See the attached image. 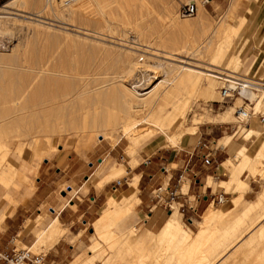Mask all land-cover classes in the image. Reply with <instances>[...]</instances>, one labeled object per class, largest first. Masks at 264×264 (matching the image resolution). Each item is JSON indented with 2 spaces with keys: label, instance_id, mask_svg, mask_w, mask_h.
Here are the masks:
<instances>
[{
  "label": "rangeland",
  "instance_id": "rangeland-1",
  "mask_svg": "<svg viewBox=\"0 0 264 264\" xmlns=\"http://www.w3.org/2000/svg\"><path fill=\"white\" fill-rule=\"evenodd\" d=\"M126 1L127 2H125V0H118V2H120V5H117L118 3H111L110 5H106L105 3L103 11L99 8H92L75 12V14H73L71 18H67L63 17L60 13H53L52 11H50V9L43 10L41 6L42 3H44V0H36V2L35 0H0V14L11 16H9L10 21H8L10 23L7 24L6 29L0 32V110L2 111L0 112V125L3 128V133L4 130H6V132L3 134L4 137L1 136L2 134L0 130V151H4L0 152V159L2 158L4 160L3 161L1 159L2 161L0 160V164L2 163V167H5L8 166L7 163L8 161H10L14 163L16 167H20L22 162L27 161L30 166H34L38 159V154L35 150L36 147L34 146V140L37 136L39 139L38 144L42 145V147L46 149V152H52V155L50 157L44 158L39 163L36 171L31 170L27 172L26 176L28 182L22 183L19 188L8 186L6 189V186H4L0 182V209L6 208V216L8 215L5 218L4 222L0 225V251L6 249L7 247H12L14 244L18 247L32 246L37 238V233L41 229L38 221H36V218L39 217L38 215L44 216V224L49 223L54 217L48 211L47 205L42 204L39 210H33L32 212H29L28 218H25L26 220H23L20 226L16 228V230H6L8 218L16 213V210L20 205L27 203V201L32 197L31 196L27 201L18 204L21 201V199H19V193L21 191H31L35 188L36 185L38 186V184H40L44 179L43 172L45 169L49 170V174L47 175L46 179H48L49 177L54 178L58 175L63 174L64 167L66 166V160L71 156L74 158L77 157L80 161H83L85 163L88 160H93L95 163L94 166L92 168H88L85 171L86 175L91 176L100 166L99 162L101 161L97 160V158L101 157V159H104L103 165L106 164V170L110 169V167L115 162L121 163L125 166L127 172H124L121 176L114 177V179L112 178L108 181L109 184H112L115 180L122 179L123 185L117 192H114L112 190V192H109L106 196L102 195L98 197L97 201L94 203V213L86 214V216L82 217L79 220H76L75 223L72 224L62 222V224L68 227V234L67 237L60 238V245L62 244L65 247H68V245L71 244L74 246V249L72 250L71 247V249L67 250L64 261H55L57 264H71V262L78 255L84 253V255L88 258V251H91L90 247L94 245V241L96 240L99 242V246L93 253V255L95 256V260L92 261V264H105V262L107 263L109 260L110 262L113 261L114 263L119 264V260H117L118 258L115 257L116 252L118 251L117 247L111 248V243H108L111 242L110 240L106 242L98 238H94L95 236L93 235L92 223L99 216L101 208L105 205L110 195L119 196L120 193L124 192V190L128 188L129 184L125 182V177L130 179L134 175V173L139 174V172L144 167L143 162H145L146 158H150L152 160V165L158 164L160 161H166L167 157H169L171 154H174L178 149L193 150L200 137L217 141V146L222 147V140L226 139L228 135H232L238 131H244L245 127L248 126L239 124L237 122L236 110L239 106L249 103V101H245L244 98L240 100L238 98L239 95L219 100L217 92L220 91L222 83H219L217 85V88L213 93L215 96L213 94L205 95L203 97L198 96L194 100L193 107L189 112L188 119L185 122L184 127H193L194 124H196L198 126L195 130L196 134L190 135L192 134V132H186L179 139H169L170 136L168 135V133L159 132L154 138V141L152 140L148 142L147 144H145V146H136L135 144H133V142H131V136L133 135L134 131L138 129L139 126L140 128H143L147 125L142 121L138 122V124H136V127H132L127 132H124L121 129H115L111 136L102 137L99 136L103 134V130L101 128L97 130L96 133L93 132L95 134L90 132V130H86L85 132H83L80 128L82 126L75 128L69 127L64 122L43 115V113L50 114L51 109L56 107L57 104L59 105V103L62 102V99H65L67 97H70V99L76 98L75 96L77 95V91L79 90L84 91V93L86 94L88 92L89 94H87V96H91L92 98L94 97L96 100H98V97L101 95H110L113 93L114 88L116 87V81L118 80L126 83L127 85H129V87H133L132 89H135L138 93H145L149 91L154 86V84H156L158 80H160V76L162 74H156L152 78V82H150L151 80H148L149 78L146 76L148 75V70H146L148 67H143V65L140 64L138 65L136 70L134 69L133 74L129 75V77L128 75H126L127 77H125V73H123V62L121 61L123 59L121 57L125 55L126 49L127 52L134 51V53H128L129 56H131V59L134 61H137L141 57L142 59H144L140 60L141 62L154 60L157 62L162 61L164 64H170L179 63L182 59H186L183 52L192 42L196 40L198 33L196 32V30H179L174 25L172 20L175 16L178 17L179 21L184 19H193L194 16L183 17L180 14L181 6L190 2V0ZM196 1L197 6L200 5V0ZM228 1L229 0H208L207 2H205V9L203 11L205 21H207L210 25H213L215 22H217L220 16H222L223 12L229 7ZM237 3H239V5H242V10L240 12L239 9L234 10L230 22L234 23L239 21L241 16L240 14L243 13V9L247 6L250 7L249 17L244 22L241 30H238V33L236 31L230 49L226 47L227 45H224L225 43H227L224 35L219 36V42L223 43L224 52L225 50H231L233 56L239 55L238 63L240 66L237 68L238 74L248 75L250 77L253 76L256 79H260V77L264 79V59L261 61L262 56L260 55L255 58V54L257 52H261L264 56V14L259 10L256 12L257 8L261 5V0H238ZM120 6H122L123 9L120 8ZM123 13L125 14V16L127 14L129 16H126L130 19L128 22H131L128 25V22H126L127 20H124L126 17L124 18ZM28 15H39V18L48 23H44L42 24V26L34 24L27 18ZM105 17H108L110 19L114 18V20H116V23L115 21H111L108 24ZM13 19L15 20V22ZM122 22L124 25L122 24ZM83 33L86 35H84ZM248 37L249 41H247ZM246 41L248 42L247 44ZM15 44H18L17 49L15 51H12L11 48ZM129 46L131 50L129 49L128 51ZM136 56H139L138 59ZM151 56L153 58H150ZM195 59H190L191 65H193V67H195L196 69L206 68V63H208L206 62L207 60L205 61V59L203 60L202 58ZM197 66H199L200 68ZM122 74L123 77H125L123 79L120 76ZM117 76L120 78H118ZM55 79H61L63 80V83L62 81H60L61 83H59V81H56L57 83H55L54 85L53 81H55ZM67 80L73 83L74 89L72 90L73 85L72 88H70L74 94L76 93L75 95L73 93L69 94V86L67 84H64V82L66 83ZM51 84H53L54 87ZM76 86L80 87L79 90L78 88H76L77 90L75 89ZM60 87L62 89H60ZM52 89L56 93H54ZM12 90H14L13 93L11 92ZM51 91L54 94H51ZM14 92H16V94ZM57 92H68V95L67 97L65 96V98H61L62 95L59 96V94L61 93ZM4 94L9 99H7ZM14 94L16 95V98L14 97ZM10 96L12 97L11 99ZM27 98L31 103L27 102ZM51 98L52 102H49L51 101ZM53 100L56 101V103ZM20 101L22 102V104H24L23 106H26L27 109L29 108L28 111L25 109V107L22 106ZM57 101L60 102L57 103ZM33 103L35 106L33 105ZM45 104H51L50 106L53 107H49V105L46 106ZM43 105L45 106V108H43ZM39 106H43L41 107L42 109H40ZM231 106H233V108L235 109L230 108ZM17 107L20 109H18ZM14 108L16 109V112L13 113ZM30 108H32V110L34 108V110L36 109L40 111H34L35 116H31V114L33 115V111L30 110ZM227 110H230L232 114L229 122H220L219 120H213L215 115L223 113ZM258 111H264L263 105H261ZM28 112L31 113L30 116L32 119L27 114ZM3 113L8 114V116L6 115V119ZM16 116L18 119L16 118ZM25 116L28 117L26 118ZM1 117L5 119L6 124L8 123V126L5 124V121H3ZM38 117L43 119H38ZM15 118L17 120H14ZM44 118L46 121L44 120ZM51 119L55 120L56 124L54 123L55 121H52V123ZM18 122L21 124H19ZM41 122L43 124H41ZM9 124H11V126ZM249 124L250 125L248 127H253L255 131L261 130V133L262 131H264V125L261 124L258 118L255 116L250 120ZM22 125H24L23 129L21 127ZM35 125L39 126L38 129ZM41 125H45V127H42ZM51 125L53 128H50ZM6 126L9 130L6 129ZM24 127H26L27 129ZM32 128V132H29L31 130L28 129ZM43 128H45L46 130H44ZM19 129H22V131ZM77 130L79 131L77 132ZM82 132L86 134H83ZM91 133L94 136V139H91ZM80 134L82 137H80ZM261 135L262 134L257 135V132H255L254 136L248 140L241 141L240 138L238 144L235 147L239 148L240 146L237 147L238 145H245L248 148V150L246 151L250 154H253V152L255 151L254 148L257 147L256 145H258L260 143V140L264 138V134L262 136ZM46 137H48L50 140ZM54 143L55 145H53ZM5 144L9 148H4L3 145ZM252 144L253 146H251ZM128 145L131 149L128 148ZM54 146H56V148ZM250 146L251 150L249 149ZM235 147L233 148L235 151H231L230 147L226 146L224 150L220 149L217 153V156L219 155L220 158L224 154H226V158L229 157L233 161L232 164L227 165L228 168L225 167L226 164H224L225 166L223 165L229 173V177L227 179L230 178L233 170L242 167L241 160L243 155L240 154L242 155V157L239 155L237 157H233V154L236 152ZM21 149H23V152L20 151ZM128 151L131 154H133L134 152L135 153L131 155ZM4 156H6L7 158L4 159ZM262 156L263 157H261V161L257 163V165L255 166L256 168L253 171H251L252 166H249L250 168L248 167L247 169H244V171H247L248 173L247 180H249L250 176H253L256 179L260 178L261 183L259 188H257L258 192L261 191L264 186V155ZM237 163L240 164V167ZM151 164L149 165L152 166ZM215 165H217V162L213 163V166ZM172 166L175 165L172 164ZM236 166L238 167L236 168ZM158 174H160V172ZM166 180L167 178H165L164 183H166ZM187 181L188 183L190 182L188 179ZM94 184V182L88 181L86 185H88V187L90 188V186ZM216 187L217 186H215V188ZM248 188L249 187H247L245 191ZM88 189L87 191H85L84 188L83 190H81V193L86 194V203H90L91 197L95 195V190L93 188L90 189V191ZM5 190H10L17 202L6 204L5 200L2 199L1 196V194ZM187 191L188 188L183 190V192ZM226 192L230 193V196L228 197V200L224 205L218 204L217 202H213L210 205L211 208L216 209L218 213H220V215L219 217L214 218L211 223H209V230L206 232L205 238H203L202 245L198 246L199 248L197 246L194 247L193 244L189 243V240L187 241V243H183V245L180 243L177 245L178 252H175V254H173V258L176 257L178 262L181 258H183V264H206L207 262H209L207 261L205 263V259L207 256V259L211 260L210 264L216 263L220 248L227 247L228 245H226V242L230 240L233 241V237H236L237 234L240 233L238 236H241V234L248 229V225L256 217H258L259 214L254 213L252 215L244 217L243 220L240 221L239 216L241 214V209L244 207L246 201H244L242 198H236L239 196V191L233 192L232 190H230ZM235 192H238V194H234ZM71 195L72 193L69 194V197ZM140 196L145 200L144 192H142ZM231 198L234 200H232ZM141 207L142 206H138V203L136 204L134 212L130 216V223L134 224V227L138 231L150 229L157 232L163 221L167 217V211L163 210L160 206L154 208L152 214L157 215L160 213L161 215L159 218L160 220L158 222H154L153 217H149V215L146 214L148 208H144L143 211H141ZM263 208L264 206L262 207V209ZM223 209L225 211H223ZM262 209L260 210L261 212L263 211ZM203 213L204 212L200 211L197 214L193 224H189L186 219L183 218L182 214L181 219L188 228L190 227L192 229L191 230L189 228L191 231H198L199 221L202 220ZM120 222L121 220H118L117 224H119ZM219 232L226 233H223V237L220 238ZM79 233H83V244L81 246V240H79L80 238L78 236ZM118 233L120 232L118 231ZM129 236V233H125V242H129V244H131V241H128ZM224 236H231L232 239H226ZM236 239L237 237L234 239V241H236ZM10 240L12 241L8 245L6 241ZM144 240L145 241L137 244L134 248L125 247V264H133V261L135 259L137 260L138 257L150 255L152 252H154L155 248L151 244V242H149L148 239ZM257 245V250L255 251L256 254L264 249V237L257 243ZM52 246H49V244H41L31 247V249L35 252L49 253ZM175 247L176 246L174 245L173 251H175ZM256 254L251 253L250 255H243L242 258L247 259L248 263L259 264L258 262L254 261ZM197 256L198 258L201 257L202 260L201 258H199L200 261H196ZM149 258L150 259H147V262H145L146 264H152L153 259L151 257ZM201 261L202 263H200ZM113 262L110 264H114ZM241 262L243 261L236 260L235 264H240ZM160 263L161 261L157 262V264Z\"/></svg>",
  "mask_w": 264,
  "mask_h": 264
},
{
  "label": "bare ground",
  "instance_id": "bare-ground-1",
  "mask_svg": "<svg viewBox=\"0 0 264 264\" xmlns=\"http://www.w3.org/2000/svg\"><path fill=\"white\" fill-rule=\"evenodd\" d=\"M207 1L208 0H202V1L200 0L201 3H200V5L197 6L198 7L197 13H195L196 15L195 14L192 15V16H194L192 20L184 19V20L179 21L177 16H175L172 20L174 25L179 30H185V31H191V30L195 31L196 30V32L198 33L196 40L194 42H192L187 47V49L183 52L184 57H186V59H182V60L180 59L181 61L179 63L164 64L162 61L157 62L154 60L153 61L149 60L147 62H141L140 60H144V59H142L141 57H140L141 59L140 58L138 59L139 56L138 57L136 56L138 60L134 61L131 59V56H129V54H131V52L134 53V51H131V52L129 51L130 46L128 48V51L130 53L127 52V49H126L125 55H123L121 57L123 59L121 61L123 62V73H125V77H127L126 75H128V77H129V75L133 74L134 69L136 70L138 65H140V64H142L143 67L144 66L146 68L148 67L147 69L146 68L145 69L148 70V72H147L148 75H146V76L149 78L148 80H151L150 82H152V78L156 74H158V73L162 74L160 76V80H158V82L156 84H154V86L149 91H147L145 93H143V92L138 93L135 89H132L133 87H131V86L129 87V85H127L126 83L118 80V81H116V87L114 88V91L112 94L101 95L98 97L99 99L96 100L94 97L92 98L91 96H87V94H89L88 92L86 94V93H84V91L79 90L80 87L76 86L75 89L78 88V90H79V91H77L78 93L75 96L76 98L70 99V97H67L68 92H65V93L57 92V93H61V94H59V96L62 95L61 98L62 97L65 98V96H66L68 99L67 98L62 99V100L59 99L62 102L59 103L60 101H57V103H59V105L55 104L56 107L51 109L50 114H44L43 113V115H46V117H51L52 119L64 122L69 127L75 128V127L82 126L80 128L83 132H85L86 130H90V132L96 133L97 130H99L101 128L103 130V134L99 135V136H102V137L111 136L115 129H121L122 131L127 132L132 127H134V126L136 127V124H138V122L142 121V122H145L147 125L143 128H140V126H139V128L134 131L133 135L131 136L132 137L131 142H133V144H135L136 146L137 145L145 146V144H147L148 142H150L152 140L154 141V138L157 136V134L159 132L168 133V135L170 136V137L168 136L169 139L170 138L179 139L186 132L187 133L192 132V134L196 133L195 130L198 127L196 124H194L193 127H184L185 122L188 119L189 112L191 111V109L193 107L194 100L198 96L203 97L205 95H212L215 92V89L217 88V85L219 83H222V86L226 85L225 83L228 81L227 79H229L231 82H233V80H234L233 78H239V77L244 76V77H248V78H250V80L254 81L255 82V88L248 90L246 92V94H244L245 92L242 93L243 95H246V97L249 99L248 100L249 103L246 104V109H250L252 107L256 111H258V109L261 107V105H263V107H264V79L261 77H260V79H256L253 76L250 77L248 75L238 74L237 68L240 66L238 63L239 55L233 56L231 50H225V52H224L223 51V43L219 42V39H220L219 36L224 35V38H226V42H227L224 45L225 46L227 45L226 47L230 49V47L232 46L233 38L235 36L236 31L238 33V30H241V27L243 26L244 22L249 17L250 7L247 6L246 8L243 9L244 11L242 14H240L241 16H240L239 21L231 23L230 21H231L234 10L239 9V12H240L242 10V5H239V3H237L238 0H229L228 1L229 7L223 12V14H222V16H220V18L218 16L219 20L217 22H215L213 25H210L207 21H205L204 13H203V11L205 9L204 3ZM35 2H36V0H35ZM125 2H127V1L125 0ZM191 2H196V4H197L196 0H190V2H188V3H191ZM105 3H106V5L107 4L110 5L111 3H116V4L118 3L117 5H120V2H118V0H76V1L71 2V3L63 2V0H44V3H42L41 7L43 10L50 9V11H52L53 13H60L63 17L71 18L72 15L78 11H84V10H88V9H92V8H99L100 10L103 11V7H105L104 6ZM124 5H125V3H124ZM120 8L123 9L122 6H120ZM124 13H123L124 18L126 16L129 17L128 14L125 16V14L127 12L125 14ZM9 16L10 15H1L0 14V32L3 31L4 29H6L7 24L10 23L9 18L11 16L10 17ZM127 17L124 19V20H127L126 22H128L130 20ZM27 18L30 20V22H33L34 24H37L40 26H42V24H44V23H48V22L42 20L41 18H39V15L38 16L37 15L36 16L35 15L34 16L28 15ZM111 19L107 17L106 22L109 24L111 21L112 22L115 21V23H116V20H114V18H111ZM14 22H15V20H14ZM129 23H131V22H128L127 25ZM122 24H123V22H122ZM84 35H86V34H84ZM249 37H248L247 41H249ZM247 41H246V44L248 43ZM17 46H18V44H15L11 48V50L15 51L17 49ZM131 46H133V45H131ZM150 58H153V57L151 56ZM195 58H198V59L202 58L203 60L205 59V61L207 60L206 62H208V63H206V68L196 69L195 67H193V65H191L190 61L192 59H195ZM174 62H176V61H174ZM198 65H200V64H198ZM197 67H199V66H197ZM121 73H122V71H121ZM120 76L122 77V79L125 78V77H123V74ZM118 78H120V77H118ZM56 81H59V83H61L60 81H62V83H63V80H61V79L56 80L55 79V81H53L54 85H55V83H57ZM46 83H47V81H46ZM48 83H49V81H48ZM64 84H67L69 86V90H70L69 94L73 93V91H71L73 83L67 80V82L66 83L64 82ZM51 85H53V84H51ZM54 85H53V87H54ZM56 88H55V90H56ZM221 88H220V91L217 92L219 100L225 98L223 96ZM53 89H52V91H54ZM60 89H62V88L60 87ZM63 89H65V88H63ZM73 89H74V85H73L72 90ZM143 89H141V90H143ZM14 90H12L11 92L13 93ZM42 90H43V88H42ZM19 91H20V89H19ZM40 91H41V89H40ZM63 92H64V90H63ZM14 93L16 94V92H14ZM54 93H56V92L54 91ZM54 93L52 92L51 94H54ZM4 96H5V94H4ZM14 97L16 98V95ZM6 98L9 99L8 97H6ZM11 98L12 97L10 96V99ZM58 98H60V97H58ZM238 98L240 100H242V98H244V97L239 96ZM16 100H18V99H16ZM27 100L26 101L29 102L28 98H27ZM2 101H3V99H2ZM49 102H52V98H51V101H49ZM54 102L56 103V101H54ZM3 103H5V102H3ZM29 103H31V102H29ZM40 103H41V100H40ZM21 104H22V102H21ZM252 104L254 106H251ZM23 105L24 104H22V106ZM25 105H26V103H25ZM33 105H34V103H33ZM37 105H38V103H37ZM45 105L48 106L49 104L48 105L45 104ZM50 105H49V107H53ZM43 106H41V107H43ZM23 107H25V109L27 111L29 110V108L27 109L26 106H23ZM39 107H38V109H39ZM41 107H40V109H42ZM43 108H45V106ZM230 108H233V106H231ZM12 109H13V106H12ZM18 109H20V108H18ZM233 109H235V108H233ZM9 110H10V108H9ZM30 110H32V108H30ZM237 110H236V113H237ZM32 111H33L32 112L33 115L29 112L27 114L29 116H30V114H31V116H35L34 111L37 112L40 110H36V109L34 110V108H33ZM0 112H2V111L0 110ZM14 112H16L15 108H14L13 113ZM7 113H8V111H7ZM3 114L5 115V119H6V115L8 116V114H5V113H3ZM10 116H11V112H10ZM18 116H19V114H18ZM31 116H30V118H31ZM13 117H14V115H13ZM231 117H232L231 111L227 110L223 113H219V114L215 115L213 120L214 121L219 120L220 122H229ZM16 118H17V116H16ZM16 118L14 120L18 119V118L17 119ZM236 118H237V115H236ZM5 119H3V121H5ZM38 119H43V118L38 117ZM52 119H51V122L55 121ZM200 119H199V121H200ZM44 120H45V118H44ZM0 123H1V121H0ZM54 123L56 124V121ZM5 124H6V121H5ZM19 124H21V123H19ZM33 124H35V123H33ZM41 124H43V123L41 122ZM197 124H198V121H197ZM9 125L11 126V124H9ZM7 126H6V129L9 130L7 128ZM23 126L24 125L21 126L22 129H23ZM35 126H34V130H35ZM41 126L45 127V125H41ZM38 127L39 126H36L37 129H38ZM42 127H41V129H42ZM0 128H1L0 130H1V134H2L1 136L4 137L3 134L6 132V130H4V133H3L2 132L3 128L1 127V125H0ZM24 128H26V127H24ZM50 128H53L52 125ZM22 129H19V130L22 131ZM43 129L46 130L45 128H43ZM55 129H56V125H55ZM28 130H31L29 132H32L33 128L28 129ZM78 131L79 130H77V132ZM41 132H43V131H41ZM255 132H257V135H260V134L263 135L264 134V131H262V133H261V130L255 131L253 127L247 126V127H245L244 131H238L232 135H228L226 137V139L222 140L223 141L222 144L229 145L230 150L233 151L234 150L233 148L238 144V141L240 138H241L240 139L241 141L248 140L254 136ZM92 133H91V135H92ZM95 133H93V134H95ZM83 134H86V133H83ZM80 137H82L81 134H80ZM91 137H92L91 139H94L93 135ZM35 138L36 139L35 140L33 139V140L35 142L34 143V146L36 147L35 150L37 151V154H38L37 162L39 163L43 159V156L45 155L46 149H44L42 147V145L38 144V142H39L38 136ZM46 138H48V137H46ZM176 141H178V140H176ZM171 142H172V139H171ZM254 142H256V141H254ZM56 144H58V143H56ZM253 144L251 146H253ZM53 145H55V143ZM251 146L249 148L250 150H251ZM256 146L257 147L254 148L255 151L253 152V154L252 153L250 154L249 152L246 151V150H248V148L245 145H238L237 147H239V148L235 147L236 152L233 154V157H237L238 155L242 157V155H243L242 160H241L242 161L241 162L242 167L237 168L240 165L237 163L238 164V166H236L237 169L232 171L230 178L227 180L219 181V184L223 188H225L226 191H230V190H232L233 192L239 191L240 193H239V196L236 197L237 199L243 198V194L245 192V189L248 187L247 182L245 180L241 179L240 175L242 174L244 169H247L249 166H252L251 171H253L256 168L255 166L257 165V163L261 161V157H263L262 155H264V138L261 139L260 143ZM3 147L9 148L6 144L3 145ZM54 147L56 148V146H54ZM129 149H131V148H129ZM2 151L3 150H1L0 152H2ZM20 151L23 152V149H21ZM22 152H20V153H22ZM240 154H242V155H240ZM5 158H7V157L4 156V159ZM232 162L233 161L231 158H227L226 160L223 161V164H226V166L225 165L224 166L226 168H228L227 165L232 164ZM1 164H0V181L2 183H4L6 186H9V184H11L15 178H21L22 177V173H20L19 170L14 165H12L11 163L8 162L7 163L8 166H5V167L4 166L2 167ZM22 168L30 169L29 165H27L25 162L22 163ZM124 172H126L125 166L116 163L112 167L109 175L107 174L108 176L105 179L107 181L112 179V178L114 179V177L121 176ZM249 173H250V171H249ZM138 177H139V175H138ZM138 177H135L133 180H131L129 183L130 188L128 190L120 193L119 196H114V195L109 196V198L107 200L108 201V208L92 224V227L94 230V235H96L98 239L106 241V242L108 240H110L111 242H108V243H111V245H110L111 248L117 247L118 251L116 252L115 257L118 258L117 260H119V264H125V247H130V248L133 247L134 248L137 244L145 241L144 239H148V241L151 242V244L154 246L155 250L150 255L138 257L137 260L135 259L133 261V264H143V263L147 262V259H150L149 257H151L153 259L152 264H157L158 261H161L160 264H179V263L183 264L184 263L183 258H181L179 260V262H178L176 257L173 258V254H175V252L176 253L178 252L177 245L179 243L183 245V243H187V241L189 240V243L193 244L194 247L200 246V238H201V231H202L203 225L200 222L198 232L191 231L187 227V225L182 221L180 214H179V211L175 206H173L174 209H173L172 213L168 214L167 218L163 222V225L161 226V228L157 232H152L148 229H145L143 231H138L136 228H132L126 232L118 233V230L114 228V226H113L114 223L117 220H119L121 217H123L124 215L126 216V215L130 214L129 212L131 210V207L134 206V203H136V202L138 203V199H139V198L137 199ZM263 177H264V175H263ZM96 178H97V176H96ZM101 183H103V180L98 181V185H100ZM208 183L214 185V182L212 180H209ZM11 199H13V198L11 197ZM232 200H234V199H232ZM9 201H10V199H9ZM263 204H264V187H263V190L259 193L258 200L254 204H252L251 207H248L246 214L253 212L254 210L257 209V210H259L258 211L259 212L258 218L259 219L264 218V208L262 209V207L264 206ZM261 209L263 210L262 212L260 211ZM214 210L215 209L213 208L211 210V212L214 213L215 212ZM223 211H225V210L223 209ZM208 218L209 217L206 215V217H205L206 224H207ZM38 223H40V222L38 221ZM51 224L52 225L49 226V228H47L45 231H43L41 233L42 236H39V238H41L40 239L41 242L39 241L41 244H42V242L49 243L48 241H50V244H51V241L56 240L60 235H63L62 233L64 230L62 229L58 220L54 219V223H51ZM259 230L264 231V224H262L259 227ZM125 233H129L130 236L128 238V241H131V244H129V242L128 243L125 242ZM38 239H37V241H38ZM174 245L176 246L175 251H173ZM98 246H99V242L95 240L94 245L90 247L91 251H89V252L91 253V255L88 258L85 255L77 257L76 263L77 264H92L93 263L92 261L95 260V256L93 255V253L98 248ZM198 253H200V252H198ZM182 254H183V252H182ZM182 256H184V255H182ZM197 258H198V256H197ZM197 258H196V261H198V260L200 261L199 258H201V257H199L198 259ZM206 259H207V256H206ZM206 259H205V263L207 261H209V259H207V260ZM201 260H202V258H201ZM73 261H75V260H73ZM109 262H110V260L107 263L105 262V264H110L113 261L110 263ZM200 263H202V261ZM209 263H210V261L207 262L206 264H209ZM114 264H116V263H114Z\"/></svg>",
  "mask_w": 264,
  "mask_h": 264
},
{
  "label": "crops",
  "instance_id": "crops-1",
  "mask_svg": "<svg viewBox=\"0 0 264 264\" xmlns=\"http://www.w3.org/2000/svg\"><path fill=\"white\" fill-rule=\"evenodd\" d=\"M256 7H257V5H256ZM258 10L264 14V0H261V5L257 8L256 12ZM259 55L262 56L261 57V61H262L264 59V56L262 55L261 52H257L255 54V58L258 57ZM194 134H196V133H193L190 135H194ZM199 141L211 142L210 151H209L210 154L207 158H204L202 156V154L208 153V150H203L202 152L199 150L196 153L194 151L195 147L193 148V150L178 149L175 151L174 154H171L169 157H167L166 161H160L158 164L152 165L151 164L152 160L150 162V164L152 166H150L149 164L146 165L143 162L144 167L139 172V174L134 173V175L130 179H128L126 177H125V179H126L127 184H129L131 180H133L135 177H138V175H139L138 183H137L138 191H139L138 196H137V199L139 198L138 199V206H142L140 208L141 211H143L144 208H148V211L146 214H148L149 217H153L154 222H158L160 220L159 218L161 215H160V213L157 215L152 214L154 211V208H156L157 206L162 207L163 210L167 211V216H168V214L172 213L174 207L172 208L171 211H169L167 208H165L163 206V202L158 200L156 190L158 189V187L160 186L161 183L163 184V186L165 184H167L169 189L175 188V186L178 183L179 175L181 174L183 167L185 166V164L189 160L190 154L194 153L193 157L191 158L190 164L192 166L193 171H195L197 173V179L193 180L190 178V175H187L190 182L188 183L187 178L184 177V185H183L182 189L185 190L188 188L187 192H188L189 196L192 195L191 197H196L197 194L202 195V197L199 200H195L193 198V201H192V203L197 207V210H198L197 214L200 211L204 212L202 215V220L199 221V223L201 222L203 225L202 231H201V238H200V245H202L203 238H205L206 232L209 230V226H208L209 223H211L214 220V218L219 217V215H220V213H218V211L216 209L214 210L215 211L214 213L211 212V210L213 208H211L210 205L213 202H216L215 198L220 193H227L228 197L230 196V193L226 192L224 190V188L219 184V181L227 180V178L229 177V173H228L227 169H225V167L223 166L224 165L223 161L227 159L226 154H224L221 158L219 157V155L217 156L218 150H220V149L224 150L226 148V146H229V145L225 146L223 144L222 147H218L217 141L206 139V138H201V137L198 139L197 143ZM128 147H129V145H128ZM133 154H131V155H133ZM51 155H52L51 151L46 152L45 155L43 156V159L50 157ZM45 160H47V159H45ZM97 160L101 161V162H99L100 166L95 170L94 174H92L93 176L91 175L92 177L86 175L85 171L88 168H92L94 166V164H95L94 161L88 160L85 163L83 161H80L79 158H77V157L74 158L72 156L67 158V160H66V166L64 167V173L61 175H58L57 177H54V178L49 177L48 179H46L47 175L49 174V170L45 169L43 172L44 179L42 180V182L40 184H38V186L36 185L35 188L31 191L23 190L19 193V195H20L19 199H21V201L18 204L25 202L31 196L32 197L27 201V203L20 205L18 207V209L16 210V213L15 214L12 213L13 215L8 218L6 230H9V231L16 230V228H18V226H20L21 222L23 220H26L25 218H28L29 212H32L33 210H39L42 204H46L48 211L54 217L52 218V220L49 223L44 224V216L38 215L39 219L38 218H36V219H37V221L40 222L39 226H41V229H40L41 232L39 231L37 233V238L35 240V242L37 244L34 242L32 247H34V245L35 246L41 245V243H40L41 238H39V236H42L41 233L43 231H45L47 228H49V226L52 225L51 223H54V219L58 220L62 229L64 230L62 233L63 235H60L56 240L51 241V244H50V241H48L49 243L42 242V244H49V246H52L54 244L51 247L49 253H46L48 260L54 261V262H56L55 260L64 261V257L67 254V250L71 249V247L73 250L74 246L71 244L68 245V247H65L62 244L60 245V238L67 237V234H68V227L65 226L64 224H62V222L72 224V223H75L76 220H79L82 217L86 216V214L94 213V211H95L94 203L97 201L98 197H100L102 195L106 196L109 192H112V184H109L108 183L109 180L107 181L105 178L109 175L112 167L118 162H115L110 167V169L106 170V164L103 165L104 159H101V157H98ZM8 162L11 163L12 165H14V163H12L10 161H8ZM24 162L27 165H29V163L27 161H24ZM214 162H217V165L213 166ZM22 163H21L20 167H16L14 165L19 170V172L22 173V177L21 178H15L13 180V182L11 184H9V186L15 185L14 186L15 188H19L22 183H27L28 182L27 176H26L27 172H29L31 170L36 171V169L39 165V163L36 161L34 166L29 165L30 169H24V168H22ZM198 163H199V165H198ZM118 164H121V163H118ZM172 164H174L175 166H172ZM121 165H123V164H121ZM157 165H158V167H157ZM162 166H165L168 170V173L166 174V178H167L166 183H164L165 180L161 181L157 177L158 173L162 171ZM125 170H126V168H125ZM152 175L154 177L151 179ZM96 176H97V178H96ZM247 176H248L247 171H243L241 174V177H240L241 179H243L247 182L248 187H249L243 194L242 199L246 202H245L244 207L241 209V214L239 216L240 221L243 220L244 217L252 215L254 213L259 214V212H258L259 210H257V209L254 210L253 212L248 213V214H246V211H247L248 207H251V205L254 204L258 200L259 193L263 190V188L259 192L257 190V188H259L260 183H261L260 178L256 179L255 177L250 176L249 180H247ZM203 179H204V181H203ZM102 180H103V183L98 185V181H102ZM209 180H212L214 182V185L209 184L208 183ZM88 181L94 182L95 184L91 185L89 188L88 185H86ZM2 184L5 185L4 183H2ZM215 186H217V187L215 188ZM7 187L8 186H6V189H7ZM36 187H37V189H36ZM129 187L130 186H128V188H126L125 190L129 189ZM83 188L85 191H87L88 188H89L88 189L89 191L92 188L95 190V195L91 197L90 203L85 202L86 201L85 200L86 194L81 193V190H83ZM142 192L145 193V200L140 196V194ZM257 192H258V194H257ZM70 193H72V195L69 197ZM234 194L237 195L238 192H235ZM256 194H257V197H256ZM1 196H2V199L5 200L6 204H9L11 202H17L16 199H14L12 192L10 190H5L1 194ZM11 197L13 199H11ZM9 199H10V201H9ZM248 200H251V201H248ZM106 202L107 203H105V205L101 208L99 216L96 219H98L104 213V211L108 208V201H106ZM136 203H134V206L131 207V210L129 212L130 214H128L126 216L124 215L123 217H121L119 219V220H121V222L119 224H117L118 220L114 223L113 226L120 233L126 232L132 228H135L134 224L130 223V215L132 214V212H134V208L136 206ZM173 206H175L178 209L177 205L173 204ZM6 214H7L6 208L0 209V225L4 222L3 220H5V218L8 216V215L6 216ZM179 214L181 217L180 212H179ZM206 215L209 217L207 224H206V219H205ZM182 216H183V218H185L184 215H182ZM258 217H259V215H258ZM258 217H256L248 225V229L244 233H242L241 236H238L240 233L237 234L236 241H234V239L236 237H233V241L230 240V241L226 242V245H228L227 247L220 248V251L218 252L217 261L214 264H235L236 260L243 261L240 264H252V263H248L247 259L242 258V256L243 255H250L251 253L256 254L255 251L257 250V246H258L257 243L264 237V231L259 230V227L262 224H264V218L259 219ZM162 225H163V223H162ZM161 226H160V228H161ZM92 229H93V227H92ZM148 230H150V229H148ZM150 231H152V230H150ZM152 232H155V231H152ZM194 232H198V231H194ZM223 233H226V232H219L220 238L223 237L222 236ZM93 235H94V230H93ZM78 236L80 238L79 240H81V244H80V246H81L83 244L82 243L83 233H79ZM94 236H95L94 238H97L96 235H94ZM224 237L226 239H232L231 236H224ZM37 239H38V241H37ZM11 241L12 240L6 241V243L9 245ZM84 254H80L77 257L82 256ZM88 254H89V256L91 255V253L89 251H88ZM77 257L74 259L75 261L71 262V264H77L76 263ZM209 261L211 262V260H209ZM254 261L258 262L259 264H264V249H262L261 251H259L256 254Z\"/></svg>",
  "mask_w": 264,
  "mask_h": 264
},
{
  "label": "built area",
  "instance_id": "built-area-1",
  "mask_svg": "<svg viewBox=\"0 0 264 264\" xmlns=\"http://www.w3.org/2000/svg\"><path fill=\"white\" fill-rule=\"evenodd\" d=\"M76 0H63V2L71 3ZM197 12V4L196 2L186 3L181 6L180 8V14L183 17L192 16ZM233 82H231L229 79L225 83L226 85H223L221 88V91L223 93V96L225 98H231L236 95L243 96L245 101H248L249 99L246 97V95H243L242 93L246 92L248 90H251L255 88V82L250 80L248 77H239V78H233ZM254 106V105H252ZM237 122L239 124L244 125H250V120L255 116L258 118L259 122L264 125V111H256L254 108L246 109V105H242L238 107L237 110ZM210 145L211 142H203L199 141L194 151L197 153L199 150L202 152L203 150H208V153L202 154L204 158H207L209 156L210 151ZM194 153L190 154L189 160L185 164V166L182 169L181 174L178 178V183L173 189H169L168 185L161 183L158 189L156 190L157 198L159 201L163 202V206L167 208L169 211L172 210L173 204L177 205L178 210L182 215H184L186 221L189 224H193L195 217L197 216V207L192 203L193 198H191L192 195H188V192H183L182 188L184 185V177H187V175H190V178L193 180L197 179V173L193 171L192 166L190 164L191 158L193 157ZM151 159L146 158L145 164H150ZM168 173V170L165 166H162V171L160 174L157 175V177L164 181L166 178V174ZM154 176H151V179ZM189 180V179H188ZM126 182V179H125ZM123 185L122 179H117L112 183V190L114 192H117L120 190V188ZM202 197L201 194H197L196 197H194L195 200H199ZM228 200V194L227 193H220L216 196L215 201L218 204H224ZM0 264H57L54 261H50L47 259V255L44 252H35L30 247L24 246V247H18L17 245H13L12 247H7L6 249L2 250L0 252Z\"/></svg>",
  "mask_w": 264,
  "mask_h": 264
}]
</instances>
